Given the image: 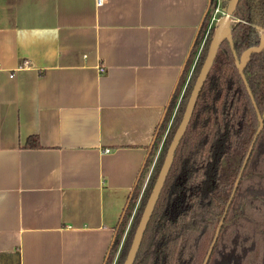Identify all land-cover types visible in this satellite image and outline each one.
I'll list each match as a JSON object with an SVG mask.
<instances>
[{"label":"crops","instance_id":"crops-1","mask_svg":"<svg viewBox=\"0 0 264 264\" xmlns=\"http://www.w3.org/2000/svg\"><path fill=\"white\" fill-rule=\"evenodd\" d=\"M207 4L0 0V264H105Z\"/></svg>","mask_w":264,"mask_h":264},{"label":"trees","instance_id":"trees-1","mask_svg":"<svg viewBox=\"0 0 264 264\" xmlns=\"http://www.w3.org/2000/svg\"><path fill=\"white\" fill-rule=\"evenodd\" d=\"M220 1L225 8L227 0ZM214 3L215 0H211L206 15ZM232 18V47L225 39L217 49L174 151L133 264H202L226 207L206 264H264V43L260 50L251 51L245 57L242 69L251 97L235 64V56L239 58L244 50L259 43L264 31V0H238ZM203 26L202 22L161 123L164 128L173 112L178 90L185 83L114 264H122L125 259L147 196L205 57L212 32L204 40L186 82L190 56L200 43ZM257 111L262 117V129L231 196L259 124ZM38 145L36 137H29L25 143V146ZM156 148L154 143L128 198L105 264L112 261L126 216L137 201L144 171Z\"/></svg>","mask_w":264,"mask_h":264},{"label":"water","instance_id":"water-1","mask_svg":"<svg viewBox=\"0 0 264 264\" xmlns=\"http://www.w3.org/2000/svg\"><path fill=\"white\" fill-rule=\"evenodd\" d=\"M237 1L238 0H227V4H226V7L224 9V13H223L222 17L220 18L219 22L216 24V26L214 28L213 34H212V36H211V38L209 40V43H208V47H207V51H206L205 57L203 59V62H202L201 67L199 69V72H198V74H197V76L195 78L194 84H193L192 89L190 91V94L188 96V99H187V102H186L182 117H181V119H180V121H179V123H178V125H177V127H176V129L174 131V133H173V136H172V138H171V140H170V142L168 144V147L166 149L164 158H163L162 163L160 165V168L158 170V173H157V176L155 178V181H154V183H153V185H152V187H151V189L149 191V194L147 196L145 205L143 207V210L141 212V215H140L139 220L137 222V225L135 227L130 246L128 248V251L126 253L125 259H124L122 264H133V261L135 259V256H136L139 244H140V241L142 239L143 232H144V230L146 228L148 220H149V218L151 216V213L153 211V208H154L155 203L157 201V198L159 196L160 190H161V188L163 186V183H164V180L166 178V175H167V173L169 171V168L171 166L173 155H174V151H175V149L177 147V144H178L181 136L183 135V133H184L186 127H187V124L189 122V119H190V116H191V113H192V110H193V107H194V104H195V101H196V98H197V95H198L199 90H200V88H201V86L203 84V81H204V79H205V77H206V75H207V73H208V71H209V69L211 67V64L213 62V59L215 57V54L217 52V49H218L219 45L221 44V42L223 40L226 39L230 43V45L232 47V37H231L230 23H231L232 14H233V11H234L235 6L237 4ZM210 3H211V0H208L207 8L209 7ZM204 17H205V15H204ZM199 27H200V25H199ZM263 43H264V31L261 33L259 43H258V45L256 47L244 50L241 53L239 58H237L235 56V64L237 66V69H238L240 75L243 78L244 84L246 86V90H247L248 94L250 95V97H251V93H250L249 87L246 84L245 78L243 76L242 69H243V65H244V62H245V57L251 51L260 50L262 45H263ZM256 114H257V118H258L259 124H258L257 130H256V132H255V134L253 136V140L250 143V145L248 147V150L246 152V155L244 157L240 172H239V174H238V176H237V178L235 180L231 196L234 194V192L236 190V187H237L241 172H242V170H243V168H244V166L246 164V161H247V159H248V157L250 155V152L252 150V146L254 144V141H255L258 133L262 129V125H263L262 117H261V115L259 114L258 111H257ZM228 204H229V202H228ZM226 209H227V207L224 210L222 218L218 222V225H217V227L215 229L212 241L209 244V247H208V249L206 251V254L204 256L202 264H206L207 263V260L209 258L210 253H211L213 245H214V243H215V241L217 239V236H218V233H219V229H220V226L222 224V220H223L224 214L226 212ZM118 226L119 225H117L116 230H118Z\"/></svg>","mask_w":264,"mask_h":264},{"label":"rangeland","instance_id":"rangeland-1","mask_svg":"<svg viewBox=\"0 0 264 264\" xmlns=\"http://www.w3.org/2000/svg\"><path fill=\"white\" fill-rule=\"evenodd\" d=\"M218 1L219 0H217V3H218ZM215 5V4H214ZM214 5L213 6H211L210 7V9H209V11H208V13H207V15H206V18L204 19V21H203V28H202V30H201V33H200V43H199V45L197 46V49L195 50V52L193 53V57L195 56L196 57V54H197V52H198V49H199V47H200V44L202 43V41L203 40H205L206 38H207V36L212 32V34H213V31H214V28H215V26H216V24L219 22V20H220V18L222 17V15H223V11H224V9L225 8H223L222 7V5H221V2H220V12L218 13V16H217V19L218 20H214L213 21V23H212V27H211V29L208 31V24L210 23V17H211V13L213 12V8H214ZM233 21V18H231V22ZM212 34H211V36H212ZM204 37H205V39H204ZM203 43H204V41H203ZM202 43V44H203ZM192 57V58H193ZM193 61H192V59H191V63H190V65H189V68H188V70H187V75H186V77L188 76V74H189V72H190V70H191V67H192V63ZM185 77V78H186ZM186 80V79H185ZM185 82V81H184ZM173 114L171 113V116H172ZM170 116V117H171ZM170 117H169V121H170ZM168 121V120H167ZM165 128H166V124H165V127L164 128H162V131L163 130H165ZM156 156H154V158L152 159V161H151V164L148 166V168L145 170V172H144V175H143V177H144V179H145V177H146V180H147V178H148V175L150 174V171H151V169H152V167H153V165H154V162H155V159H156V157H157V154H155ZM148 170V171H147ZM147 173V174H146ZM146 174V175H145ZM144 179H143V181H142V183H141V189H140V191H139V195H138V198H137V201L135 202V204H134V206H133V208L131 209V211H130V213H128V215L126 216V225H125V227H124V231H123V233L124 232H126V230L129 228V225H130V222H131V220H132V217H133V215H134V213H135V210H136V207L138 206V202H139V198H140V196H141V194H142V192H143V189H144V186H145V184H146V182L144 183Z\"/></svg>","mask_w":264,"mask_h":264},{"label":"built area","instance_id":"built-area-1","mask_svg":"<svg viewBox=\"0 0 264 264\" xmlns=\"http://www.w3.org/2000/svg\"><path fill=\"white\" fill-rule=\"evenodd\" d=\"M107 1H108V0H95V4L98 6V5H102V4H104V3L107 2ZM220 2H221V1L219 0L218 3H217V0H215V3H214L215 5H214V8H213V12L211 13V17H210V23L208 24V31L211 29L213 21H214V20H218V19H217V16H218V13L220 12ZM223 13H224V11H223ZM204 39H205V37H204ZM203 41H204V40H203ZM203 41H202V43H203ZM202 43L200 44V47H199L198 52H197V54H196L195 60H196L197 55H198V53H199V51H200V49H201ZM195 60H194V62H195ZM194 62H193V65H194ZM193 65H192V67H193ZM192 67H191V70H192ZM102 69H103V68L100 66V67H99V70L102 71ZM191 70H190V72H191ZM190 72H189V74H190ZM189 74H188V76H187L186 82H187V80H188ZM184 86H185V83H184V85H183V89H184ZM181 94H182V91H181ZM181 94H180V96H181ZM179 99H180V97H179ZM173 113H174V112H173ZM173 113H172V114H173ZM172 116H173V115H172ZM172 116H171V119H172ZM171 119H170V121H171ZM169 124H170V122H169ZM169 124H168V126H167V129H168V127H169ZM167 129H166V131H167ZM105 151H108V149H105ZM124 235H125V233H124ZM123 238H124V236H123ZM122 241H123V239H121V241H120L119 244H118V247H117V251H116L115 257L113 258V261H112L111 264H114L115 261H116V258H117V255H118V252H119L120 247H121V244H122ZM13 264H19V263L16 262V263H13Z\"/></svg>","mask_w":264,"mask_h":264}]
</instances>
